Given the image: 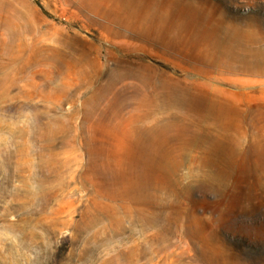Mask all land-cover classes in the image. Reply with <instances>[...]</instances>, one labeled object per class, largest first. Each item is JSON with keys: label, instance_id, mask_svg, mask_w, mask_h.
<instances>
[{"label": "rangeland", "instance_id": "obj_1", "mask_svg": "<svg viewBox=\"0 0 264 264\" xmlns=\"http://www.w3.org/2000/svg\"><path fill=\"white\" fill-rule=\"evenodd\" d=\"M245 47L264 0H0V264H264V75L193 70Z\"/></svg>", "mask_w": 264, "mask_h": 264}, {"label": "bare ground", "instance_id": "obj_2", "mask_svg": "<svg viewBox=\"0 0 264 264\" xmlns=\"http://www.w3.org/2000/svg\"><path fill=\"white\" fill-rule=\"evenodd\" d=\"M222 41H223V37L221 35L218 34L217 36H215L213 38V40L210 41V43L208 44V47L206 46L207 55H209V54H211V52L213 53L215 50H217L221 46ZM256 42H257V40H256ZM244 50H248V49L245 47ZM229 54L233 56V59L235 60L236 64L235 63L234 64L233 63H225L223 65L215 64V63L207 64L205 61V58H204L201 61H199L201 64L193 67L194 68L193 69L194 74H197L198 76H202V75L208 76V75H211V73L214 71V68H220L222 70H226V71L233 72V73L247 72L251 75H255V74L264 75V49L255 48V50H253V51L248 50V51H245L242 53H239L235 50H230ZM13 68H15L16 70L20 69L18 67L17 61H7V62L1 61L0 62V90H1V92H0V103L1 104H2V101L4 102L9 98L10 88L14 84V80L12 77L13 76V74H12ZM14 77H15V75H14ZM192 83L201 84V85L206 86L203 82H200V81L194 80V81H192ZM30 84L40 85V83H37L34 79L30 80ZM159 87L164 88L165 84L162 83ZM207 87H209V86H207ZM209 88L212 89V86ZM222 91H224V90H222ZM175 100L176 99H174L170 102H167L165 100L158 99L157 105H160V106L171 105V104H173V102H175ZM160 102H162V103H160ZM36 111H37V109H36ZM36 111L34 110L35 113H36ZM140 138L142 141L145 142V144H147V139L143 135H141ZM91 164H92V161H91ZM93 164H95V163L93 162ZM121 167H122V170L118 172L117 178H122L121 184L125 185V168H127L128 166H125V164H124V166H121ZM98 169H99V173H98L99 178H97V177L96 178L99 181V184H98L100 186V187L98 186L100 189L99 193H101V195L103 197L109 198V197H111V194H110V186H109L110 173L108 171V167L106 166L105 163H100L99 167L95 168L96 171H98Z\"/></svg>", "mask_w": 264, "mask_h": 264}]
</instances>
